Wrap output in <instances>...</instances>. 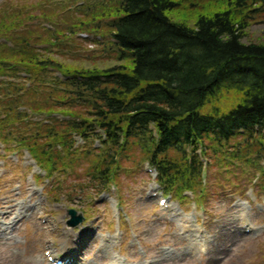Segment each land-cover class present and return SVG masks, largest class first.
<instances>
[{
  "label": "trees",
  "instance_id": "1",
  "mask_svg": "<svg viewBox=\"0 0 264 264\" xmlns=\"http://www.w3.org/2000/svg\"><path fill=\"white\" fill-rule=\"evenodd\" d=\"M111 1L76 28H106L114 66L85 68L45 56L34 50L32 29L0 38V115L3 123L13 115L22 126L18 141L42 171L56 174L63 158L73 168V134L85 144L98 140L105 150L85 171L94 180L100 173L98 187L115 183L121 159L136 145L156 170V183L179 201L187 191H204L211 165L203 159L210 152L233 162L231 149L248 151L264 165V44L244 42L249 27L264 20V0ZM50 37L42 40L50 41L47 47L62 46ZM231 91L241 96L236 108L201 113L209 100ZM44 111L47 123L31 122L30 113ZM261 173L264 179V167Z\"/></svg>",
  "mask_w": 264,
  "mask_h": 264
},
{
  "label": "rangeland",
  "instance_id": "2",
  "mask_svg": "<svg viewBox=\"0 0 264 264\" xmlns=\"http://www.w3.org/2000/svg\"><path fill=\"white\" fill-rule=\"evenodd\" d=\"M109 2L0 0V38L13 40V35L32 29L34 39L29 38L36 44L31 48L45 56L85 68H108L118 61L106 28L76 26L99 15ZM51 33L62 46H46L50 41L42 40L50 39ZM70 39L73 42L65 46ZM3 42L0 39V47ZM244 42L264 44V20L249 27ZM240 100L235 91L223 92L200 111L224 115ZM3 117L1 113L0 264H50L48 252L72 259L74 264H113V260L116 264H264V165L254 162L248 151L233 154L226 147L238 157L233 162L226 153L210 152L211 158L205 157L208 162L203 159L211 165L202 177L204 191L185 192V199L179 201L164 194L156 183V172L136 145L120 161L113 177L117 186L98 187L95 181L101 179L100 173L95 180L85 175L105 150L98 140L85 144L75 134L71 137L75 148L69 156H75L73 168L67 164L71 159L63 158L66 165L58 164V172L47 175L19 143L22 126L13 115L8 123H3ZM47 119L46 111L40 116L30 113L31 122L47 123ZM58 120L65 118L59 115ZM8 132L13 136H7ZM90 147L91 152L83 151ZM241 147L244 152L245 143ZM113 160L119 165L117 158ZM65 166L69 168L63 171ZM161 196L169 208L160 206ZM68 209L85 216L75 229L66 226Z\"/></svg>",
  "mask_w": 264,
  "mask_h": 264
},
{
  "label": "water",
  "instance_id": "3",
  "mask_svg": "<svg viewBox=\"0 0 264 264\" xmlns=\"http://www.w3.org/2000/svg\"><path fill=\"white\" fill-rule=\"evenodd\" d=\"M68 215L70 216V220L67 222V226L69 228H75L84 221L83 215L79 214L75 210H68Z\"/></svg>",
  "mask_w": 264,
  "mask_h": 264
},
{
  "label": "bare ground",
  "instance_id": "4",
  "mask_svg": "<svg viewBox=\"0 0 264 264\" xmlns=\"http://www.w3.org/2000/svg\"><path fill=\"white\" fill-rule=\"evenodd\" d=\"M78 252H81V248H78ZM75 263H76V261H75ZM116 263H117V261L116 260H113V264H116ZM73 264H74V262H73Z\"/></svg>",
  "mask_w": 264,
  "mask_h": 264
}]
</instances>
